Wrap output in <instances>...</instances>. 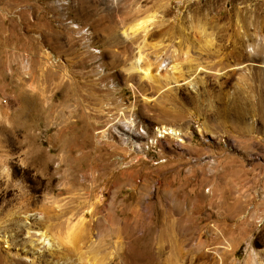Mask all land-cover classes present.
<instances>
[{"label":"rangeland","instance_id":"rangeland-1","mask_svg":"<svg viewBox=\"0 0 264 264\" xmlns=\"http://www.w3.org/2000/svg\"><path fill=\"white\" fill-rule=\"evenodd\" d=\"M0 264H264V0H0Z\"/></svg>","mask_w":264,"mask_h":264},{"label":"bare ground","instance_id":"bare-ground-1","mask_svg":"<svg viewBox=\"0 0 264 264\" xmlns=\"http://www.w3.org/2000/svg\"><path fill=\"white\" fill-rule=\"evenodd\" d=\"M153 19H155V18H152L149 16L148 19H146V20L144 19L143 21L136 23L135 26L130 29V32H124L122 34L123 38L125 40H129V41L132 40V38H134V36L137 33L142 31L143 27L145 28L147 26V24L149 25V23ZM141 62H142L141 61V55H138V57L134 58V62L128 68V73H127L129 80H131L132 82L137 80L140 85L142 82L151 80L153 78L149 74L148 70H145L142 68ZM166 70H167L166 71L167 76L164 80H167V83L171 82L172 85L174 84L175 87H178L179 86V84H178L179 78L183 74L180 66L173 64V65L169 66ZM139 84L136 88H134L133 86H131V87L133 88V90H137L139 88ZM125 124H126V128L129 131H131V130L134 131V129L137 128V124H136L135 120L125 121ZM203 131H204V129L202 128L201 132L203 133ZM188 134H190L188 130H184L177 125H172V124L171 125H161L160 127H158L155 130V137H156L155 142L157 143L159 139H165L166 137H169V138L175 140L176 142L183 144L184 138ZM36 236H38V238L33 241L34 244L41 245V246H43L44 249L50 248L52 245L56 244L55 239H53V237L48 233V231L42 230ZM177 257L179 260L178 261L176 260V261L181 263V262H184L186 255L183 254L182 252L178 251ZM189 261L191 262V260H189Z\"/></svg>","mask_w":264,"mask_h":264},{"label":"built area","instance_id":"built-area-1","mask_svg":"<svg viewBox=\"0 0 264 264\" xmlns=\"http://www.w3.org/2000/svg\"><path fill=\"white\" fill-rule=\"evenodd\" d=\"M81 32H82V34H81ZM88 33H89V32H88V29H84L83 31H80V34H81V35H85V36H86ZM85 36H84V37H85Z\"/></svg>","mask_w":264,"mask_h":264}]
</instances>
